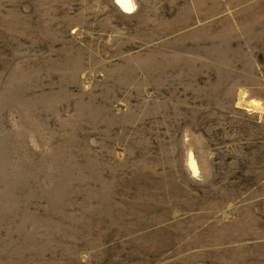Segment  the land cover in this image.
<instances>
[{"label":"rangeland","instance_id":"obj_1","mask_svg":"<svg viewBox=\"0 0 264 264\" xmlns=\"http://www.w3.org/2000/svg\"><path fill=\"white\" fill-rule=\"evenodd\" d=\"M0 264H264V0H0Z\"/></svg>","mask_w":264,"mask_h":264},{"label":"bare ground","instance_id":"obj_2","mask_svg":"<svg viewBox=\"0 0 264 264\" xmlns=\"http://www.w3.org/2000/svg\"><path fill=\"white\" fill-rule=\"evenodd\" d=\"M127 3V2H126Z\"/></svg>","mask_w":264,"mask_h":264}]
</instances>
